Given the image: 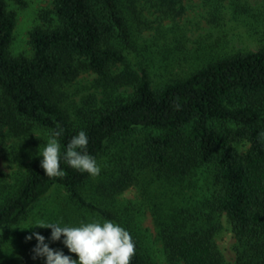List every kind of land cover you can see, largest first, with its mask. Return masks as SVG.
Returning a JSON list of instances; mask_svg holds the SVG:
<instances>
[{
  "label": "trees",
  "instance_id": "16d2710c",
  "mask_svg": "<svg viewBox=\"0 0 264 264\" xmlns=\"http://www.w3.org/2000/svg\"><path fill=\"white\" fill-rule=\"evenodd\" d=\"M140 0H54L58 24L31 31L33 56H13L16 17L0 0V129L15 134L47 129L61 148L63 178H49L34 158L16 187L0 178V245L7 229L19 224L55 187L66 189L79 208L125 228L135 242L129 264H152L135 226L113 210L88 200L82 186L91 177L63 159L70 139L88 137L87 153L97 163L107 149L141 135L139 167L185 177L204 165L215 169L216 189L195 209L161 222L160 234L170 264H226L214 237L217 213L233 225L238 264H264V43L213 59L189 76L155 86L148 66L134 69L126 48L135 41ZM181 0H158L176 10ZM133 14L136 16H133ZM138 20H141L138 18ZM140 21H138L139 23ZM124 64L117 75L112 67ZM93 71L133 93L90 109L76 124L64 105L66 84ZM179 105V108L176 106ZM59 126V127H57ZM247 142L241 153L237 144ZM135 175L125 171L107 187L110 194L128 188ZM211 210H207V207ZM159 213V209L156 210Z\"/></svg>",
  "mask_w": 264,
  "mask_h": 264
},
{
  "label": "rangeland",
  "instance_id": "374dc122",
  "mask_svg": "<svg viewBox=\"0 0 264 264\" xmlns=\"http://www.w3.org/2000/svg\"><path fill=\"white\" fill-rule=\"evenodd\" d=\"M14 12L16 27L10 47L13 56H33L31 31L37 27L52 28L58 24L54 0H6ZM158 0H140L135 21L134 46L126 48L129 64L140 71L148 66L155 86L189 76L213 59L240 51H255L264 43V0H181L176 10H167ZM136 17V16H135ZM140 18L141 20H138ZM138 21H140L138 23ZM124 64L112 67L117 75ZM64 105L76 124L82 123L90 109L123 100L133 93L132 86H121L103 79L93 71H83L63 88ZM49 131L33 127L30 132L15 134L9 126L0 129V178L17 186L34 158L39 157ZM141 135L107 149L98 165L100 173L82 186L88 200L113 210L135 226L152 264H170L161 237V219L184 209H195L213 198L216 189L215 169L204 165L185 177L169 176L158 169L139 167ZM245 153L249 144H237ZM135 175L132 184L121 192L110 194L111 181L125 171ZM207 210H211L206 206ZM159 209V213L156 210ZM220 229L214 240L226 264H238L237 242L233 225L225 212L217 213ZM98 219L79 208L63 187H55L19 224L6 230L0 245V264H45V258L33 259L32 249L39 233L49 247L62 250L78 259L60 241H52L51 229L33 227L40 221L78 227L81 221Z\"/></svg>",
  "mask_w": 264,
  "mask_h": 264
},
{
  "label": "clouds",
  "instance_id": "9594fccd",
  "mask_svg": "<svg viewBox=\"0 0 264 264\" xmlns=\"http://www.w3.org/2000/svg\"><path fill=\"white\" fill-rule=\"evenodd\" d=\"M176 107L179 108V105ZM61 131L53 133L42 152L38 154L42 157L40 167L49 178H63L66 175L60 168L61 148L56 139ZM260 137L264 139V132L260 133ZM87 146L88 137L82 130L70 139L63 159L74 170L97 176L101 169L96 159L87 153ZM33 227L51 229L52 241H60L63 236L64 246L70 253L78 256V259H73L62 250L49 247L45 243V237L39 233L27 236L26 240H31L34 236L37 241L32 249L33 259L43 257L45 264H129L134 258L135 242L131 234L111 220L81 221L78 227L40 221Z\"/></svg>",
  "mask_w": 264,
  "mask_h": 264
}]
</instances>
